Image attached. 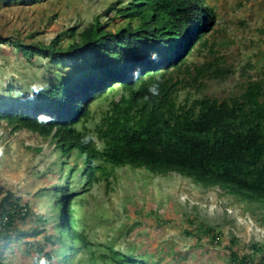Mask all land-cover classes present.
Wrapping results in <instances>:
<instances>
[{
	"label": "trees",
	"instance_id": "obj_1",
	"mask_svg": "<svg viewBox=\"0 0 264 264\" xmlns=\"http://www.w3.org/2000/svg\"><path fill=\"white\" fill-rule=\"evenodd\" d=\"M1 1L31 6L39 0ZM122 2L115 29L98 17L82 31L73 27L56 34L48 44L12 42L25 60L46 61V76L30 94H14L9 87L0 96V123L11 134L25 132L52 145L57 168L48 175L65 181L50 187L53 203H46L45 214L10 192L0 197V264L17 245L29 255L23 264H72L76 251L85 253L88 264H160L150 258L156 249L148 251V260L131 255L130 248L116 251L115 245L98 249V255L86 250L89 243L77 230L80 206L75 199L96 184L108 193L116 169L143 171L163 181L186 180L215 192L237 215H249L264 229V64L256 77L239 76L223 96L205 92L178 103L182 91L231 72L211 49L212 57L188 61L207 48L215 11L203 0ZM9 40L0 37V45ZM73 176L81 182V193L69 189ZM156 213L151 209L152 217ZM226 217L222 221H235ZM31 221L33 228H20ZM169 221L162 219L159 227ZM184 221L190 246L174 247L172 254L158 250L166 264H199L185 257L192 252L206 256L202 264H264V241L240 246L236 236L225 238L210 225L205 214L193 218L189 213Z\"/></svg>",
	"mask_w": 264,
	"mask_h": 264
},
{
	"label": "rangeland",
	"instance_id": "obj_2",
	"mask_svg": "<svg viewBox=\"0 0 264 264\" xmlns=\"http://www.w3.org/2000/svg\"><path fill=\"white\" fill-rule=\"evenodd\" d=\"M203 1L215 11L217 21L207 36V48L200 54L194 52L188 61L199 63L212 57L211 49L214 54L218 53L217 57L223 60L225 67L232 69L228 76L205 79L192 90L182 91L178 95V103L205 92L223 96L239 76L256 77L264 64V0ZM123 6V2L118 3V0H39L31 6L20 2L6 6L0 0V37L11 39L0 45V96L5 97L9 87L14 94L18 91L30 94L32 87L38 88L42 84V76H46V61L40 58L25 60L12 46L16 38L31 44H48L56 34L73 27L81 31L98 17L110 29H115L119 26L117 9ZM110 8L113 10H108ZM30 33L33 35L31 38L28 37ZM66 42L65 39L62 44ZM100 105L102 109L106 107L103 100ZM95 108V104L91 105L92 111ZM98 119L99 114H95L94 121ZM91 125L87 126L88 129ZM38 147H41V152L35 151ZM57 155L48 142L40 143L25 132L11 134L10 128L0 123V197L10 192L15 198L31 200L33 210L45 214L47 204L53 203V200H48L50 187L55 183L61 186V181H65L56 178L51 186L47 183L53 182V176L48 173L56 170ZM114 174L116 180L111 182L108 193L104 194L103 186L96 184L75 199L80 206L76 216L77 230L89 243L86 250L95 251L96 255L98 249L105 251L103 247L115 245L116 251L126 253L130 248L131 255H143V259L148 260V251L156 249L150 255L151 261L160 260V264H166L158 250L167 249V253L172 254L174 247L190 246V238L183 236L184 220L189 213L193 218L205 214L210 225L218 226L225 238L229 233L236 236L240 246L264 241L263 228L256 226L249 215H237V211L227 206L226 201L213 191L192 187L188 181L177 177L168 181L151 178L143 171L116 169ZM81 187L77 176L70 178V190L76 188L79 193ZM184 205L191 212H187ZM151 209L157 211V218L151 216ZM172 212L174 214H170ZM225 214L227 220L233 218L235 221L232 224L222 221ZM168 217L171 221L160 228L159 223ZM34 226L31 221L20 225V228L31 229ZM22 249L19 245L14 246L7 253L4 264H23L29 255ZM84 255L81 251L74 252L72 264H88ZM185 257L199 264L207 259L202 252L188 253ZM216 262L219 263V259Z\"/></svg>",
	"mask_w": 264,
	"mask_h": 264
},
{
	"label": "clouds",
	"instance_id": "obj_3",
	"mask_svg": "<svg viewBox=\"0 0 264 264\" xmlns=\"http://www.w3.org/2000/svg\"><path fill=\"white\" fill-rule=\"evenodd\" d=\"M82 30H83V29H82ZM82 30H81V31H82ZM53 186H54V185H53ZM53 186H51V187H53Z\"/></svg>",
	"mask_w": 264,
	"mask_h": 264
}]
</instances>
